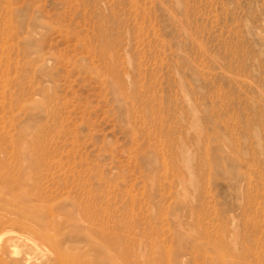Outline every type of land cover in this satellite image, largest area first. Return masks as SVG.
<instances>
[{"label":"rangeland","instance_id":"rangeland-1","mask_svg":"<svg viewBox=\"0 0 264 264\" xmlns=\"http://www.w3.org/2000/svg\"><path fill=\"white\" fill-rule=\"evenodd\" d=\"M0 172L32 264H264V0H0Z\"/></svg>","mask_w":264,"mask_h":264},{"label":"bare ground","instance_id":"bare-ground-1","mask_svg":"<svg viewBox=\"0 0 264 264\" xmlns=\"http://www.w3.org/2000/svg\"><path fill=\"white\" fill-rule=\"evenodd\" d=\"M39 140L34 142L38 143ZM21 220H22L21 216H18L17 218L12 219V221L8 218L4 219L3 221H0V241H1L0 264H32L33 258L31 256V253L37 252L39 248H41L40 246H38L39 244L37 243V237H38L37 234L39 232L38 227L41 224L38 225L32 222L21 223L22 222ZM13 225L21 227V231L20 230L16 231ZM18 246H22L24 249H26V251L25 250H24L25 252L19 251ZM220 248L223 247L221 246ZM39 252L40 251H38V253ZM42 255H41V259H39V257L36 258L37 260H40L41 262L40 264H59L56 258L53 257V255H49V256H44V255L42 256ZM8 256L12 258V260L9 261V263L6 260ZM241 257L247 259V255L245 253H242Z\"/></svg>","mask_w":264,"mask_h":264}]
</instances>
